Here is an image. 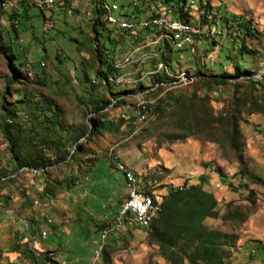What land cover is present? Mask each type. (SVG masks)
<instances>
[{
  "label": "rangeland",
  "instance_id": "1",
  "mask_svg": "<svg viewBox=\"0 0 264 264\" xmlns=\"http://www.w3.org/2000/svg\"><path fill=\"white\" fill-rule=\"evenodd\" d=\"M85 1L87 6L80 3L78 11L72 15L56 6L53 11L45 12L46 20L39 8H33L29 11L26 27H18L19 41H15L14 51L19 62L27 64L23 72L31 78L30 82L21 77L17 79L9 59L0 53V101L4 98V106L0 104V124L5 110H14L15 100L23 97L24 91L28 97L41 91L57 103L62 131L65 132L70 125L83 123L88 129L85 137L69 149L71 153L74 148L80 151V161L68 160L46 171L24 167L16 172L9 143L0 127V264H31L21 254L26 249L24 244L30 248L33 246L32 240L48 219L62 224L53 226V233L43 245L52 248L55 256L69 264H104L103 249L111 253V264H169L159 247L150 242V233L132 222L119 224L106 244L101 241L99 226L108 221L115 224L117 215L110 219V211L121 207L126 198V169L123 167L148 184L154 183L158 189L162 185L170 190L197 185L202 176L206 177L204 188L215 195L220 217L240 212L230 221L221 218L206 221L210 228L237 238L229 264H264V184L255 183L240 173L241 164L230 144L232 118L238 117L244 169L264 182V114H252L246 107L249 91L246 85L250 76L228 78L227 85L206 94L200 80L189 85L196 78L187 71L192 72L197 59L202 72L208 75L211 69L234 75L232 62L224 59L233 47V38L225 32L215 34L217 27L206 25L203 26L204 35L191 43L176 44L175 38H166L163 32L153 34L154 38L150 36L139 47H131L128 41L124 46L118 45L113 59L124 58L120 62H124L122 67H125L121 69L122 76L110 80L117 83L111 86L113 93L125 94L116 99L107 86L94 78L100 65L91 46L86 43L87 36L93 37L90 23L93 16L91 5L94 4L92 0ZM131 1L135 0H107V3L120 7ZM188 1L194 7L192 16L195 21L191 24L201 30V25L196 23L199 0ZM201 1L209 2L214 13L220 8L230 16H242L252 22L259 35L246 38L245 45L256 54L237 61L251 72L252 78L261 79L264 74V0ZM121 11L120 8L116 12L117 17L123 16ZM142 15L135 16V23L144 28L153 22V15ZM1 23L6 24V21ZM47 27L50 28L47 30ZM195 40L194 48L175 53L173 63L175 67L178 65L180 75L177 74L175 82L163 85V94L155 96L149 93L152 90L144 92L139 89L151 86L152 74L162 69L168 71L163 63H159L153 69L155 71L140 70L149 58L158 57L152 47L168 41L180 50ZM77 41L86 44L80 45ZM79 46L80 50L77 49ZM57 49H61V60L56 58ZM235 55L238 53L233 50L231 56ZM28 63H32L34 73ZM84 72L88 76L86 84L82 78ZM93 85L96 87L94 93L99 89L107 103L112 101L110 105L106 103L107 108L100 114L93 113L87 105L84 106L85 112L79 107L81 101L86 103ZM235 85L240 88L235 89ZM241 97L243 99L237 103V98ZM159 98L164 100L161 104L164 110H158ZM147 104L154 109L148 110ZM145 111L149 114L144 115ZM93 118H105L106 129L93 132L90 122ZM32 147L35 149L34 145L29 147L30 155L34 151ZM110 158L115 160L119 170L106 164ZM3 173L14 178L13 182L3 178ZM48 185L54 187L53 193L50 200L42 201L40 193ZM80 209L81 217L75 220V212ZM91 215L108 219L91 221ZM31 221H35L36 226H30ZM30 227L37 232L33 233ZM19 245L21 252H15L13 249ZM37 249L33 248L34 251Z\"/></svg>",
  "mask_w": 264,
  "mask_h": 264
},
{
  "label": "trees",
  "instance_id": "2",
  "mask_svg": "<svg viewBox=\"0 0 264 264\" xmlns=\"http://www.w3.org/2000/svg\"><path fill=\"white\" fill-rule=\"evenodd\" d=\"M135 1L141 3V6L143 7V11L140 12V14L143 13L142 17L152 14L153 21H156L163 16L170 21L183 24H191L192 21H195L194 16H192L194 7L189 4L188 0ZM3 2L4 0H0V3ZM91 6L93 9V16L91 18L90 27L93 37L87 36L86 43L91 46L95 53L96 60L100 65L99 70L95 72L94 78L98 80L99 84L107 86L108 91H110L116 99H120L125 92L113 93L111 86L117 83L110 80L111 78L116 79L122 76L121 69L125 67H122L124 62L119 63L121 67H119V64H116L118 61H123L124 58L121 59L120 57H117L116 59H113L117 46H124L125 42L128 41L130 42L131 47H139L146 42L150 36L153 37V34L158 35L166 32V30L157 26L156 28L150 29L154 26L152 23L144 27L148 29L138 30V27L141 26V24L137 23L139 25L134 31L124 30L118 26L109 25L105 12L101 11L99 7H95L94 5ZM36 7L37 6L30 3L28 4V0H22L17 6L13 5L7 10L0 7V53L9 59L10 68L12 69L14 76L17 79L19 77L22 79L24 78V80L29 82L31 78L27 76L26 72L25 74L23 72V68L27 64L19 62V56L14 51V43L16 40L19 41L18 36L20 26L22 28L26 27V21L29 20V11ZM38 8L39 7H37V9ZM58 8L67 14L68 7H65V5H60ZM196 9H198L199 13V18L196 20V23L200 24L202 29L200 34L196 36V40L204 35L203 26L206 25L215 28L217 27L218 29L220 28L219 30L216 28L215 34L220 32L219 35H221L225 32L233 38V47L225 54L224 59L232 62L235 74L230 75L227 72H216L215 69H211V73L208 75L202 72L203 70L201 69L199 62L195 59L192 72L190 73L189 69H187L189 74L196 78L189 85H193L200 80L202 89L208 94L213 90L217 91L222 88V86L227 85L228 78L238 79L249 74L250 79L247 80L246 85L249 89L247 93L246 107H248V110L252 114H264V74L261 79L252 78L251 72H247L246 68L237 61L238 58L256 54V51L249 49L245 45L246 38H257L259 35L256 28L252 25V22L245 17L235 15L230 16L220 8L217 9V13H214V8L209 2H202L199 0V5ZM38 10L46 20L45 10L42 8H39ZM121 10L123 9L121 8ZM168 10H173V12H168ZM16 20H18L19 28L16 25ZM2 21H6V24H2ZM12 33H14V36ZM196 40L190 46L184 47L180 50L175 49L168 41H163L159 45L152 47L151 49L157 52L158 57L156 59L149 58L148 62L145 63L140 70L155 71L153 69L159 63H163L168 67V71L166 72L165 69H162L158 71V73L152 74L151 86L148 89H144V87L139 89L144 92L152 90L149 93L151 94L152 92L155 96L163 94L165 90V86L163 85L173 83L178 78L176 76L179 72V67L178 65L175 67V64L173 63L175 53L186 52L187 49L194 48ZM77 43H80V45L86 44L85 42L79 41H77ZM107 44H109L110 47H108ZM77 49L80 50V46L77 47ZM233 50H236L238 55L231 56ZM56 58L61 60V49H57ZM41 63L42 62L39 64L40 68L42 67ZM178 64L180 65V63ZM28 65L31 66L33 72L34 67L32 66V63H28ZM44 67H46V64ZM82 75L83 83L86 84L88 80L87 73L84 72ZM18 81L19 80H17V82ZM157 85L159 86L153 90ZM234 87L235 89L240 88L239 85H235ZM93 88H96L95 85L92 86V92H90L86 103L84 104V100V102H79V107L85 112L84 106L87 105L93 113L100 114L101 111L107 108V104H112V101L111 103H107V101H105V95L102 94L99 89L94 93ZM237 99L238 103L243 97ZM3 101L4 98L0 101V104L4 106ZM157 101L158 106H160L158 107V110H164L161 106V104H164V100L159 98ZM147 106L148 110L150 108L154 109V107L149 104H147ZM14 108L15 109L12 111L10 109L5 110L4 120L1 122L0 127L4 138L9 143L11 161L16 172L24 167H29L30 170L46 171L55 164L66 163L68 160L80 161V151L77 150V148H74L72 150L73 153H71L69 149L75 146L74 143L85 137L88 129H85L87 126L84 123L81 125H70L65 132L62 131V122L59 117L57 103L44 96L41 91H37L34 94L32 93L29 97L24 91L23 97H18L15 100ZM90 122L93 124V132L100 133L102 130L106 129L107 123L105 118H93ZM239 123L240 121L238 117L232 118L230 144L235 150L237 159L241 164L240 173L244 175V177H249L255 183L260 182L264 184L259 177L247 173L244 169L245 160L241 150L242 144L239 142V139L242 136V131ZM37 143H39L38 147L36 146ZM32 145L35 146V149L32 147L34 151L32 155H30L29 147ZM68 145L70 146L69 148ZM47 151L50 152V155L47 154ZM106 164H109L110 168L119 170L113 158L107 160ZM11 174L14 175L15 172ZM3 175V178H6L7 181L13 182L14 178L9 177L8 173H3ZM205 182L206 177L202 176L200 183L197 185H183L182 190L179 188L173 189L172 192L164 196V199L160 200L162 210L158 218L149 228H140L150 233V242L159 247L162 257L169 264H185L186 261L188 262L187 264H229L228 260L231 256V249L235 246L237 238L221 230L210 228L206 224V221L208 219L219 218L223 221H230L235 219V216H238L240 212L236 211L235 213H229L220 217L218 201L212 192L205 190ZM53 188L52 185H48L42 193H40L42 201L50 200ZM141 188L144 189L145 187L141 185ZM245 220L246 219H243V221ZM126 221L130 222L128 219L124 220V222ZM108 224L111 223L108 221L99 226L101 234L109 227ZM30 226H36L35 221H31ZM53 226H55V223ZM40 227L37 237H39L43 226ZM31 231L33 233L37 232V230L33 228H31ZM115 232L116 231L108 234L106 240L110 241V238H112ZM52 233L51 230V234ZM24 237L26 236L24 235ZM24 246L26 249H24L21 254L24 259L31 261V264H48L49 262L51 264H61L55 260V256L53 257L50 255L51 252L49 251L43 250L39 254L34 251L32 247L30 248L27 243H25ZM13 250L15 252H21L20 245L15 246ZM110 257L111 253L107 249H103L102 261L104 264H111Z\"/></svg>",
  "mask_w": 264,
  "mask_h": 264
},
{
  "label": "bare ground",
  "instance_id": "3",
  "mask_svg": "<svg viewBox=\"0 0 264 264\" xmlns=\"http://www.w3.org/2000/svg\"><path fill=\"white\" fill-rule=\"evenodd\" d=\"M65 1H67V3H71L72 6L74 7L73 9L70 10V13H69V7L67 8L68 9L67 14L72 15L73 12L77 10L78 5L81 3V1H84V0H38L36 5L35 4H32V5L42 8L46 11L47 9H52V8L54 9L56 6L59 7L60 5H65L64 3H60V2H65ZM3 3H8V0H4ZM92 3L94 4L95 7H99L101 11L105 12L109 25L118 26L121 29L130 30V31H134L136 27L138 26L137 23H135L136 21L135 16L140 14L141 11H143L142 6H135L133 7L130 13L128 12V10L123 9L121 11V15L123 16L117 17L116 12L120 9L118 5L110 6L107 3V0H92ZM134 3H139V2L135 1ZM163 15H166V14H163ZM166 20L170 21L165 16H163L162 18L156 21H153L152 25H155L156 23L157 27L164 28L166 30L164 34L167 35L165 37L168 38L171 36L170 38H175L176 44L179 43L181 39H182V42H189V43L193 42V40L196 38L198 34H200V31L202 30V29L200 30V28L198 27L193 26L192 24H183L180 22H175L176 25L166 24ZM122 21H123V24H122ZM149 24H147L146 26H148ZM16 25L18 27V22H16ZM49 28L47 27L46 29L48 30ZM127 173L129 176H134L135 178H137V176L131 171H127ZM125 176H126V170H125ZM149 189L151 188L149 187L148 190L143 189L144 201L146 202V205L156 206L157 212L158 214H160L162 207H161V201H160L159 195H157L154 190H149ZM182 189L183 187L180 188V190ZM158 216L159 215H157L154 218V221L158 218ZM137 223L138 225L142 227V224H140V222H137Z\"/></svg>",
  "mask_w": 264,
  "mask_h": 264
},
{
  "label": "built area",
  "instance_id": "4",
  "mask_svg": "<svg viewBox=\"0 0 264 264\" xmlns=\"http://www.w3.org/2000/svg\"><path fill=\"white\" fill-rule=\"evenodd\" d=\"M19 2H22V0H8V3H0V7L2 9H9L11 6H17ZM38 0H28V3L30 4H37ZM64 3L65 7H69V13L70 10L73 9L74 7L72 6L71 3L65 2H60ZM135 6H141V3H123L120 5L122 9L128 10L130 13ZM52 9H47L45 12L52 11ZM168 12H173V10H168ZM167 12V13H168ZM21 13V12H20ZM69 15V14H67ZM18 22V20H16ZM158 22V21H157ZM123 24V21H122ZM166 24H175L173 21H167ZM178 26V25H177ZM19 27V23H18ZM156 28V23L154 26H152L150 29ZM139 29H148V28H143L141 26L138 27ZM47 31V30H45ZM180 45L182 43H189V42H182L179 41ZM120 62V61H118ZM117 62V63H118ZM149 114L147 111H145V114ZM143 117V116H142ZM126 168V178L125 180V189H126V199L124 200V203L122 205V208L120 210V213L116 219V224H108L109 227L106 228L101 235V241H106V238L108 234L112 233L115 231V228L119 224H123L125 219H128L130 222H140L142 224V229H147L149 228L152 223L154 222V218L159 215L157 212L156 206H149L146 205V202L144 201V195H143V189L141 188V180L135 178L134 176H129L127 173V167ZM182 187V186H181ZM55 221L53 219H48L45 221L44 227L41 230V233L39 237L34 238L32 240V248H39L45 241L49 239V236L51 234L52 226L54 225ZM38 250H43V249H38Z\"/></svg>",
  "mask_w": 264,
  "mask_h": 264
},
{
  "label": "crops",
  "instance_id": "5",
  "mask_svg": "<svg viewBox=\"0 0 264 264\" xmlns=\"http://www.w3.org/2000/svg\"><path fill=\"white\" fill-rule=\"evenodd\" d=\"M84 3L85 5L87 4L86 3V1L84 0V1H81V3ZM87 6V5H86ZM136 174V173H135ZM136 176H137V174H136ZM138 178V177H137ZM139 179V178H138ZM141 180V185H143L145 188L144 189H148L149 187L151 188V189H149V190H154L155 191V193L157 194V195H159L160 197H161V199H164V196H166L167 194H169L170 192H172V190H170V188L169 187H166L165 185H162L161 187H160V189H162V190H160V189H158L155 185H154V183H147L146 181H143L142 179H140ZM212 183V182H211ZM152 184V185H151ZM153 186V187H152ZM177 186V185H176ZM172 187H174V186H172ZM126 190V189H125ZM124 190V191H125ZM157 190H159V191H157ZM162 195H163V197H162ZM126 199V198H125ZM124 199V200H125ZM116 202V200L114 199V203ZM124 203V202H123ZM118 207V206H117ZM120 209H121V207L119 206L118 208H115V209H111V211H110V215H112L111 217H110V219H114L115 217H116V215H117V217H118V213H119V211H120ZM106 211H108L109 209H105ZM76 214H77V218L75 217L74 219L76 220V219H80V217H81V214H82V209H80V210H78V211H76L75 212ZM108 219V217H106V216H104L103 218H101V217H95V215H91V217H90V220L91 221H93V220H98V221H100V220H103V219ZM73 219V220H74ZM132 223H134L135 225H137L139 228H142L140 225H138V223L137 222H132ZM44 224V223H43ZM55 224H62V222L61 223H57V221L55 220ZM122 225V224H121ZM43 227H44V225H42ZM42 227V228H43ZM122 227V226H121ZM120 228V227H119ZM118 229V225L116 226V228H115V230H117ZM50 237V236H49ZM42 246L43 247H41V249H43V250H45V251H49V252H51V256H55V254H54V251L52 250V248H47V246L46 245H43L42 244ZM37 249V248H36ZM43 250H38L37 249V253H41ZM39 251V252H38ZM55 258V260L56 261H58V262H60L61 264H69V262H67L66 260H63V259H61V258H59L58 257V255L57 256H55L54 257ZM48 264H51L50 262L48 263ZM95 264V263H94Z\"/></svg>",
  "mask_w": 264,
  "mask_h": 264
}]
</instances>
